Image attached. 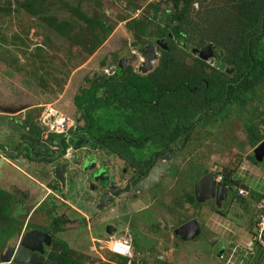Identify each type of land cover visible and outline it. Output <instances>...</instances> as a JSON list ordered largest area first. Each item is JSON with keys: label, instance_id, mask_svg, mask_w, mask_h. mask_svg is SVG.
Listing matches in <instances>:
<instances>
[{"label": "rangeland", "instance_id": "obj_1", "mask_svg": "<svg viewBox=\"0 0 264 264\" xmlns=\"http://www.w3.org/2000/svg\"><path fill=\"white\" fill-rule=\"evenodd\" d=\"M185 8L181 21L185 43L172 37L168 75L169 71H162L166 69L163 50L155 36L159 27H167L166 12L172 15L176 10L172 0H0V147L14 150L17 142L28 138L36 150L48 145L53 151L50 142L44 141L46 130L38 135L30 123H37L43 112L47 115L53 109L75 118L82 129L86 120L75 104L76 96H88L89 89L113 75L127 55L124 76L162 77L164 85L156 91L187 81V69L195 67L199 59L205 63L200 66L202 75H213L220 69L216 62L223 60L225 67L234 71H220L232 80L237 62L224 58L233 61L235 49L263 14L261 9L255 0H192ZM171 31L169 27L168 33ZM260 31L254 51L262 59L264 27ZM161 39L167 43L170 37ZM150 43L156 45L158 57L152 69L142 72L138 69L144 59L142 50ZM208 44H212L213 55L201 58L199 51ZM249 78L254 79L253 86L247 80L238 89L245 100L232 95L235 97L220 108L200 107V92H196L191 101L164 100L150 115L137 112L134 101L123 97L89 109V136L106 139L108 160L122 168L115 176L117 183L130 181L118 188L108 205L94 207L90 221L111 223L118 235L127 227L135 255L146 260L143 264H264V154L257 157L255 153L264 142V77L257 79L254 73ZM105 90L102 86L97 93L106 94ZM1 107L18 112L2 113ZM142 118L146 119L143 123ZM246 124L254 125L263 137L255 146L250 143ZM111 129L115 130L113 138ZM168 149L172 162L167 172L137 191L135 186L147 176L139 172L147 171L154 154ZM161 155L157 163L165 161ZM120 156L127 161L117 158ZM6 165L0 158L1 173ZM207 172L229 174L233 181L220 202L215 197L199 202L195 197V184ZM241 189L247 194H241ZM4 191L0 226L8 221L16 199ZM75 213L74 227H86L88 220L81 216L84 212ZM190 220L197 221L200 231L186 240L176 229ZM90 228L93 230V223ZM108 234L103 230L100 236L104 239ZM72 238L77 250L71 248L69 256L82 264L124 263L99 242L84 254L80 234ZM5 246H0V264H4ZM55 246L61 248L59 243ZM221 249L223 256L219 255Z\"/></svg>", "mask_w": 264, "mask_h": 264}, {"label": "trees", "instance_id": "obj_2", "mask_svg": "<svg viewBox=\"0 0 264 264\" xmlns=\"http://www.w3.org/2000/svg\"><path fill=\"white\" fill-rule=\"evenodd\" d=\"M174 2V6L176 8L175 12L171 15L166 12L167 16V27H159V31L157 32L155 36V43L158 44V39L163 38L164 36H169L170 39L166 43L168 45L167 48L162 47L160 44L158 46L163 50V65L166 66V69L163 67L162 71H165L164 73H168L170 75V70L168 69V63L171 60V52L174 48V35L180 40V42L183 44L185 43L182 41L185 33L183 31V28L181 26L182 20L184 15L186 14V8L185 6H188L192 0H172ZM235 1V0H230ZM237 1V0H236ZM256 4L261 9V12L263 14L260 15L258 18V21L254 25H251V32L250 35L246 38H244L243 43L239 45L238 48L235 49V58L230 60L227 58H224L225 61L232 63H236V71L234 73V78L232 80H229L227 77V73L225 71H220V69H217L215 72H212L211 74L202 75L200 70L201 64H205L203 60L197 61L196 66L192 68H188L189 70V76L188 80L179 81L174 83L173 85L169 86L167 90H159L160 86L164 85V79L161 77H158V80L156 79H149L148 77H145L144 75L137 74V75H128L124 76V70L121 66H119L115 73L113 75H110L108 78L98 82L95 85V88L89 89L90 94L86 96L83 99H80L78 95L75 98V104L77 107L81 110L82 115L84 116L86 123L84 127H82L83 130H89L91 125V117L89 109L92 107H104L111 103H113L116 100H121V98H129L134 101L133 103V109L137 112L141 111L143 112V115H150L153 111L154 106H157L160 102H163L164 100H169L170 98H174L176 100L180 101H191L192 94L196 92H200L199 94V106L200 107H206L208 105L215 106L217 108H220L223 106V104L227 103L228 100L231 97H235L232 95H236V98L241 99V101L245 100L243 98V95L238 92V89L241 85L245 84L248 80L250 83V86L252 87L254 84V79H250V75L255 73V76L257 79H263L264 77V58L259 59L256 56V53L254 51V45L256 41L262 36L260 27H264V0H255ZM248 5V3H245ZM263 15V16H262ZM177 21L176 23H172L174 21ZM97 24H99L107 34L110 33V29L104 25L102 22L97 21ZM171 28L172 31L168 33V28ZM141 31H144L143 29ZM151 42H154V39L151 40ZM146 48V47H145ZM143 47V49H145ZM256 60H258V63L256 64ZM259 65V66H258ZM170 67V65H169ZM174 69V68H171ZM167 70V71H166ZM106 86L105 93H97L98 89L100 87ZM84 93V92H83ZM140 106V107H139ZM88 108V111H87ZM140 109V110H139ZM86 111V112H85ZM141 122H145L146 119L142 118L140 119ZM158 123V122H157ZM166 124V123H160ZM32 125L33 130L37 132L36 134L40 135L42 132L45 133V130H43L37 123H30ZM180 126H178L179 128ZM247 131H248V138L250 140V143L255 146L260 142L263 137L260 134L259 130L251 124H246ZM115 130H110V137H115L114 134ZM43 136V135H42ZM59 135H56L55 133L50 134V139L52 140V145L58 144ZM99 142H105L106 139H96ZM57 142V143H56ZM164 151L157 152L153 156V161L159 157V155L163 154ZM254 161L255 158H253ZM218 174V173H217ZM216 174V175H217ZM222 176V183L231 186L233 181L229 174L226 173H220ZM6 192L0 187V203L4 205L2 202L3 197ZM10 198L13 196L11 194ZM15 197V196H13ZM192 200L194 201V196H192ZM15 199L12 200V204H14ZM9 224L0 226V245L3 244V241L13 234L14 228L16 226V223H22L19 221L17 216L10 215ZM62 222H69L72 223V221L68 220L64 216H59L55 218L52 224L51 231L53 233L58 232L60 230H63V228L60 226V223ZM56 242L61 244L62 250L59 254V257L54 261L51 262V264H61V263H71V264H82L81 261L77 258L70 257L69 253H71V248L68 246V244L56 237ZM71 251V252H70ZM136 251H134L135 253ZM136 254V253H135ZM136 257V255H135ZM124 260L123 264H128V261L130 260L127 257H121ZM142 262L145 260L144 258L141 259ZM146 261V260H145ZM135 264V262H134Z\"/></svg>", "mask_w": 264, "mask_h": 264}, {"label": "flooded vegetation", "instance_id": "obj_3", "mask_svg": "<svg viewBox=\"0 0 264 264\" xmlns=\"http://www.w3.org/2000/svg\"><path fill=\"white\" fill-rule=\"evenodd\" d=\"M125 57H127V59L129 58L128 55ZM74 134H76V137H74ZM89 135L90 133L88 130H83L80 128V125H78L77 129L71 133L69 139L59 136L57 139L58 144L52 145L54 141L52 142V140L50 139V134H45L43 136L45 139L44 140L45 143L47 141L50 142V146L54 148L53 151L48 150L47 148L48 145H45L43 150L38 151L33 147V145L30 142L28 143V141L18 144L15 147L16 149L14 150L1 148L0 151L3 152L1 155L8 156V157H11V156L17 157L19 155L24 154V155H27L28 158H40V160L38 159V161H40L42 164L41 165L42 171L45 173L46 177L48 178L47 180H49L50 185L53 184L52 186L55 187V189L51 187V190L55 191L59 197L68 198L71 196L72 198L75 199L80 192L78 189L74 191V187L76 186L75 184L81 183V185L83 184L82 190L86 194V197L84 198L85 201L92 203L94 207H96L97 205L98 206L100 205L101 207H103L104 205H108L109 202L112 201V198L115 197V192L118 190V188L126 187L127 185L130 184V181L127 179L121 185L117 183L115 176L122 168H119L117 163L115 164L110 159L108 160L107 154L105 151L106 141L104 143L99 142L96 139H92L91 136ZM61 146H62V151L60 154H58ZM32 151L37 154L33 156ZM167 152H169L168 157L166 156ZM171 154L172 153L170 149H168L161 156L166 161V160L172 159ZM117 158L118 159L120 158L123 161H127L126 159L124 160V158L122 159L121 156ZM157 160L158 158L155 159V161L151 160V164H149L146 167L147 171L139 172V174L141 176L147 175L155 165L161 163V162L157 163ZM62 164L66 165L65 171L63 172L64 180L60 179L59 177H56L58 173H56L55 171L58 168V165H62ZM127 170H128V165H126L123 168L124 172H126ZM16 201H18L17 198L15 199L14 204H12L13 209L10 212L11 216L12 215L17 216V212L14 211ZM102 203H105V204L103 205ZM55 214H56L55 217L52 219V221L50 220V223H48V225L41 223L42 219L39 216H36V214L33 215V213L31 217L28 218L26 221L19 220L22 223L21 224L16 223V226L13 227L14 228L13 234L8 236L3 241L2 245L6 244L5 246L6 250L4 253V257L7 251L10 248H12V246H14L13 253L17 252L20 248H22L23 238L29 231L39 230V231L48 233L51 237V243L49 245L46 242H44L45 260L48 256V253H50L51 251H56L58 252V255L54 259L55 261L59 257L62 247L57 249L55 246L58 242H56L57 232L53 233L51 231L53 221L55 220V218L59 216L66 217L68 220L72 221V223L74 221L70 219L67 214H62L59 216H57L56 212ZM7 224H9V221H7ZM61 224H65V222L60 223V226ZM66 224H69V222H66ZM62 228L63 230L66 229L64 227ZM103 230H105L108 234V231H111L112 233V232H115L117 228L113 224H107L105 225ZM68 246L70 247L69 244ZM221 250L224 252L223 249ZM45 260L43 261V263L45 262ZM54 261H50L49 264H51V262H54ZM2 263L16 264L14 263L13 259L9 261L4 260V262Z\"/></svg>", "mask_w": 264, "mask_h": 264}, {"label": "crops", "instance_id": "obj_4", "mask_svg": "<svg viewBox=\"0 0 264 264\" xmlns=\"http://www.w3.org/2000/svg\"><path fill=\"white\" fill-rule=\"evenodd\" d=\"M26 140L28 141L29 139L27 138ZM27 141L21 140L17 142L15 146ZM32 153L33 156L37 154L33 151ZM0 156V158L7 164L6 168L2 169V173L0 172V186H2L4 190L8 192V194H11L17 198L18 201L15 202L16 204L14 211L17 212V218L19 220L26 221L33 213V215L36 214V216H39L42 219L41 223L48 225L50 220L52 221V219L55 217V212L57 213V216L67 214L69 218L74 221L73 223L62 224L61 226L66 229L57 232L56 236L67 242L70 245V248H73L76 251L77 249L72 247L71 242L72 239H74L72 238L73 235L79 233L81 240L83 243H85L83 248L84 254L92 251V249L96 247L97 240L102 239L103 237L100 236L103 232L102 228L105 227V225L111 223H104V220L95 221L94 218H92V221H90V218L94 216V206L92 203L85 201L84 198L86 197V194L82 190L83 184H75L76 186L74 187V191L77 189L80 191L75 199L71 196L68 198L62 197L63 199L61 197L59 198L57 193L51 190V187L54 189L55 187L52 186L53 184L50 185L49 180H47L48 178L42 171V164L40 161H38L40 158H28V156L24 154L17 157H8L3 156L0 153ZM77 204H79L80 207L82 206V211L77 207ZM76 210L80 211L81 213L84 212L82 213L84 215L81 216H85V218L88 220L86 227H74L77 226V223L75 222ZM91 223L94 224L93 230H98L97 232H92L93 230L90 228ZM82 228H87V230L84 231ZM117 231L118 230L115 232ZM94 235H96V237H94ZM89 240L91 243H88Z\"/></svg>", "mask_w": 264, "mask_h": 264}, {"label": "water", "instance_id": "obj_5", "mask_svg": "<svg viewBox=\"0 0 264 264\" xmlns=\"http://www.w3.org/2000/svg\"><path fill=\"white\" fill-rule=\"evenodd\" d=\"M157 42L164 48L168 47L166 43L162 42V39H158ZM199 52L201 58L208 59L213 55L212 44L206 45ZM142 55L144 59L139 65L138 69L142 72H146L153 68V61L158 57L156 45L153 43L148 44L147 47L142 50ZM126 59L127 57L123 59L121 67H123ZM216 66H218L222 70H225L227 73H231L234 71V68H226L225 62L223 60L217 61ZM1 109L3 112L9 113L18 111V109L10 107H1ZM61 151L62 146L58 154H60ZM255 153L257 157H260L264 154V142H262L255 149ZM166 156H169V152L166 153ZM171 160L172 159H169L155 165L147 174V176L136 185L135 189L137 191H142L154 184L162 174H165L167 172V168ZM65 168V164L58 165V168L55 170L56 173H58L56 177L64 180L63 172L65 171ZM227 188L228 186L223 184L222 182L215 181L214 173L207 172L195 184V197L199 202H205L210 197H215L216 201L220 202L222 197L226 194ZM102 204L104 205L105 203ZM199 231L200 227L196 220H190L176 229V233L184 239H190L198 235ZM108 233H111V231H108ZM44 242H46L48 245L51 243V237L48 233L39 230L29 231L23 238L22 248L13 253L14 246H12V248H10L5 254L4 260L9 261L13 259L14 263L16 264H49L50 261H54V259L58 255V252L51 251L50 253H48V256L45 260ZM219 255H221V252H219ZM44 260L45 262L43 263Z\"/></svg>", "mask_w": 264, "mask_h": 264}, {"label": "built area", "instance_id": "obj_6", "mask_svg": "<svg viewBox=\"0 0 264 264\" xmlns=\"http://www.w3.org/2000/svg\"><path fill=\"white\" fill-rule=\"evenodd\" d=\"M37 124L43 130H46V134L53 132L56 135H62L67 139L70 138L71 133L78 127L75 118L53 109H50V113L47 115L43 112L38 118ZM221 179L222 176L220 174L217 176L216 180L220 181ZM240 191L241 194H247V191L245 190L241 189ZM262 223L264 224V222ZM124 229L125 231L123 235H118V231L112 232L109 233L106 238L98 239L97 242L104 245L113 254L129 258L130 260L128 261V264H134V262L135 264H143L141 258H138L137 256L135 257L132 235L127 230V227ZM263 229L264 227L261 231H263Z\"/></svg>", "mask_w": 264, "mask_h": 264}, {"label": "clouds", "instance_id": "obj_7", "mask_svg": "<svg viewBox=\"0 0 264 264\" xmlns=\"http://www.w3.org/2000/svg\"><path fill=\"white\" fill-rule=\"evenodd\" d=\"M59 136H62V135H59ZM62 137H64V136H62ZM1 154H2V153H1ZM214 175H215V174H214ZM218 175H220V174L215 175V181H216V182H222V180H220V181L216 180V178H217ZM223 253H224V252L221 253V256H222ZM114 255H115V254H114Z\"/></svg>", "mask_w": 264, "mask_h": 264}]
</instances>
